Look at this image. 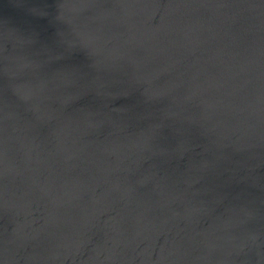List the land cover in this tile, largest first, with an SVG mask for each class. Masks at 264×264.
I'll return each mask as SVG.
<instances>
[{
  "label": "water",
  "instance_id": "1",
  "mask_svg": "<svg viewBox=\"0 0 264 264\" xmlns=\"http://www.w3.org/2000/svg\"><path fill=\"white\" fill-rule=\"evenodd\" d=\"M0 264H264V0H0Z\"/></svg>",
  "mask_w": 264,
  "mask_h": 264
}]
</instances>
